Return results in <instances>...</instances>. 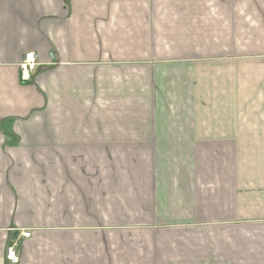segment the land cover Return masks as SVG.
<instances>
[{
    "label": "crops",
    "instance_id": "obj_1",
    "mask_svg": "<svg viewBox=\"0 0 264 264\" xmlns=\"http://www.w3.org/2000/svg\"><path fill=\"white\" fill-rule=\"evenodd\" d=\"M0 264H264V0H0Z\"/></svg>",
    "mask_w": 264,
    "mask_h": 264
},
{
    "label": "built area",
    "instance_id": "obj_2",
    "mask_svg": "<svg viewBox=\"0 0 264 264\" xmlns=\"http://www.w3.org/2000/svg\"><path fill=\"white\" fill-rule=\"evenodd\" d=\"M36 55L34 52H28L24 55L23 60L20 63L21 78L27 80L30 77V72L36 66ZM22 236H29L30 231L26 230L21 233ZM18 241L17 239H12L9 243L5 245V259L10 263H17L19 260L18 252Z\"/></svg>",
    "mask_w": 264,
    "mask_h": 264
}]
</instances>
